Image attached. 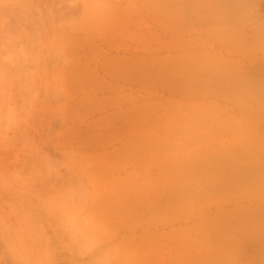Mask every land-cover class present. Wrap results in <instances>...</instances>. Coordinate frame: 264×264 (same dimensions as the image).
<instances>
[{
    "label": "rangeland",
    "instance_id": "obj_1",
    "mask_svg": "<svg viewBox=\"0 0 264 264\" xmlns=\"http://www.w3.org/2000/svg\"><path fill=\"white\" fill-rule=\"evenodd\" d=\"M48 2L0 0V264H264V0Z\"/></svg>",
    "mask_w": 264,
    "mask_h": 264
},
{
    "label": "bare ground",
    "instance_id": "obj_2",
    "mask_svg": "<svg viewBox=\"0 0 264 264\" xmlns=\"http://www.w3.org/2000/svg\"><path fill=\"white\" fill-rule=\"evenodd\" d=\"M48 1H50V2H48V3H51L52 1H53V3H56V2H58V1H59L58 3H60L62 0H52V1H51V0H48ZM60 5H62V6H60ZM60 5H58L59 8L57 7L58 11L61 10V9H63V6H64V7H68L69 9H71V8L73 9V8L75 7V6H74V7H73V6H72V7L70 6V7H71V8H70V7H69V4H68V6H67L66 4H60ZM71 5H72V4H71ZM77 5H78V4H77ZM79 7H81V5L78 6L77 8L79 9ZM75 8H76V7H75ZM77 8H76V9H77ZM83 8H84V4H83ZM66 9H67V8H66ZM72 9H71V10H72ZM72 11H74V9H73ZM91 17H92V16H91ZM94 17H96V16H94ZM92 19H93V18H92ZM89 21H90V19H89ZM94 23H95V22H94ZM91 24H93V23H91ZM88 26H89V25H88ZM94 26H95V25H94ZM112 26H113V25H112ZM75 28H76V27H75ZM89 29H91V28H89ZM76 30H78V26H77ZM74 37H76V36H74ZM84 43H85V42H84ZM89 43H90V42H89ZM81 48H83V47H81ZM86 56H87V55H86ZM212 188H213V187H212ZM188 191H189V190H188ZM188 191H187V193H189ZM194 192H195V191H194ZM196 192H197V191H196ZM199 192H200V191H199ZM190 193H191V191H190ZM201 193H202V192H201ZM206 193H207V192H206ZM210 193H212V192H210ZM194 194H196V193H194ZM258 194H259V193H258ZM181 195H182V193H181ZM185 195H186V193L184 192V196H185ZM204 195H205V194H204ZM186 196H187V195H186ZM252 196L255 198L254 195H252ZM261 196H262V195H261ZM167 197H168V196H167ZM172 197H173V195H172ZM174 197H176V196L174 195ZM177 197H178V196H177ZM196 197H197V196H196ZM167 199H168V198H167ZM179 199H182V201H183L182 196H181V198H179ZM186 199H187V198H186ZM174 200H175V199H174ZM174 200H173V201H174ZM178 201H179V200H178ZM175 202H176V201H175ZM130 203H131V202H130ZM176 203H177V202H176ZM167 205H169V204H167ZM175 205H176V204H175ZM178 205H179V204H178ZM180 206H182V205L180 204V205L178 206L179 209H180ZM131 207H132V206H131ZM166 207H167V206H166ZM175 207H176V206H175ZM151 208H152V207H151ZM174 209H175V208H174ZM189 209H190V208H189ZM162 210H163V209H162ZM172 210H173V209H172ZM177 210H178V209L176 208V211H175V210H174V211H175V212H178ZM182 210H184V209H182ZM187 210H188V209H187ZM155 211H156V210H155ZM165 211H167L166 208H165ZM221 211H222V210H221ZM167 212H170V211H167ZM222 212H223V211H222ZM140 213H141V212H140ZM216 214H217V213H216ZM138 218H139V217H138ZM227 218H228V217H227ZM203 221H204V220H203ZM118 223H119V222H118ZM202 223H203V222H202ZM128 224L130 225V223H127V225H128ZM133 224H134V223H133ZM133 224H132V225H133ZM132 225H131V226H132ZM118 226H119V225H118ZM134 226H135V225H134ZM136 227H137V226H136ZM236 227H237V226H236ZM236 227H235V228H236Z\"/></svg>",
    "mask_w": 264,
    "mask_h": 264
}]
</instances>
